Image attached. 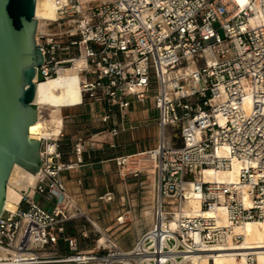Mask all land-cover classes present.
Wrapping results in <instances>:
<instances>
[{"label":"built area","instance_id":"1","mask_svg":"<svg viewBox=\"0 0 264 264\" xmlns=\"http://www.w3.org/2000/svg\"><path fill=\"white\" fill-rule=\"evenodd\" d=\"M58 11L38 22L41 79L81 58L76 106L88 104L98 125L111 123V135L121 131L116 114L136 103L156 112L157 143L113 158L121 176L153 174L155 227L129 248L109 234L108 243L81 248L88 232L68 230L81 210L64 172L83 164L92 140L77 137L74 160H64L61 130L40 139L36 184L0 216V264H192V255L212 263L242 239L235 225L264 218V0H68ZM233 159L237 182L202 178ZM187 187L203 209H224L227 224L185 212ZM253 260L248 254L243 264Z\"/></svg>","mask_w":264,"mask_h":264},{"label":"rangeland","instance_id":"2","mask_svg":"<svg viewBox=\"0 0 264 264\" xmlns=\"http://www.w3.org/2000/svg\"><path fill=\"white\" fill-rule=\"evenodd\" d=\"M70 66L71 65L67 67ZM143 110L146 111L147 114L145 119L137 121V124L140 125L128 130V132L132 131L131 133L134 135V138L127 139L126 137L124 140H127L128 142H123V140H121L120 144H118V142L112 143L113 146H110L112 151L121 153H130L136 150L144 151L153 147L157 143L160 129H158L156 124V112L150 104L143 105ZM43 113L47 115V109H43ZM56 115L62 119L61 147L64 151V156L67 157V159H65L63 156L64 160H74L72 147L76 138L79 136L88 137L92 140L90 141L86 151L93 147H97V143L100 144L102 148H105L108 145V138L110 137L109 129L112 125L111 123L98 125L97 123L92 122L91 110L88 104L79 106L74 105L69 108L61 107L60 111L56 113ZM79 115H84L85 120L82 123L77 124L75 119ZM125 117H127V114H125L124 117L116 114L115 119L118 121V119H123ZM170 130L173 131L172 127L169 128V131ZM93 134L95 136H93ZM67 137H69V139ZM129 149L131 150L128 151ZM70 156L72 157L70 158ZM110 163H112L111 167L112 170H114L115 175L113 176L114 178H112V181L111 178L107 177V175L103 173L95 176H89L86 174V182L83 181L82 183L83 188L79 186L77 180L75 179L73 171L76 168L64 172L67 189L69 188V193L73 201L81 210L80 216H78V218H74L67 227L70 232H78L81 229L88 232V237L81 238V248L83 249L93 248L97 244V240L101 237V234L92 224L94 223L93 220L96 221L99 229L112 236L115 242L123 248H129L132 246L138 239V234L142 230L144 231L147 228L151 229L152 227L148 221L146 222V216L149 214L150 209L148 206H145L144 199L147 197L148 192L149 194L151 191L154 192L153 194L155 198H153L154 201L151 203L153 204V206H151V209L153 210L156 200V189H150L149 183L151 181L155 182L154 176L149 173H143L140 176H121L117 172L115 162L112 161ZM85 173H87V171ZM109 182L116 184V188L114 192L111 191L114 195L113 200L106 202L100 199V197L108 191L104 188ZM118 184L121 189L118 188ZM91 185H99L100 189L92 190L90 189ZM84 186H87V188ZM127 190H129V195ZM142 198L143 203L141 202ZM34 200L39 202L41 200L40 194H36L34 196ZM68 206L69 209H72L70 208V203ZM119 214H122L123 219L125 218V222L123 224H118L116 221ZM88 218L92 223L88 220ZM138 228L140 231H138Z\"/></svg>","mask_w":264,"mask_h":264},{"label":"water","instance_id":"3","mask_svg":"<svg viewBox=\"0 0 264 264\" xmlns=\"http://www.w3.org/2000/svg\"><path fill=\"white\" fill-rule=\"evenodd\" d=\"M35 7L36 0H0V216L21 197L7 184L14 164L32 173L42 164L36 103L47 102Z\"/></svg>","mask_w":264,"mask_h":264},{"label":"bare ground","instance_id":"4","mask_svg":"<svg viewBox=\"0 0 264 264\" xmlns=\"http://www.w3.org/2000/svg\"><path fill=\"white\" fill-rule=\"evenodd\" d=\"M80 1L81 4H85L86 0ZM66 3H68V0H36L35 16L38 19L39 25L41 24V19H56L59 16V7ZM70 65V67L64 66L59 69L57 76L42 79L47 104L36 103L38 109V117L36 119L39 129V134H37L38 139H41L42 137H56L62 128V119L57 116L56 113L60 111L61 107L79 104L82 99L80 85L81 75L79 73V66L82 65V59L76 58ZM249 102L247 101V103ZM43 109H47V115L43 113ZM160 132L161 131L159 130V134ZM49 147L51 148V145H49ZM240 172L241 164L233 159L231 167L221 169L205 168L202 171V178L206 181L237 182ZM37 178L38 171L32 173L31 171L23 168L21 165L14 164L7 184L19 192L22 197L23 192L27 191L31 186L36 184ZM155 182L151 181L149 183L150 189H156ZM186 190L189 194V198L184 206L185 212L202 215L204 217H215L221 223L227 224L224 209L221 207H215V209H203L201 207L200 195L191 191L188 187ZM31 193L32 192H30V194ZM153 193V191H151L150 194L148 192L147 197L144 199L145 206H148L150 209V211L148 210L149 214H146L147 216H145L146 219L151 222V229L155 227L154 214L151 209V206H153L151 203L154 201L153 198H155ZM21 197L9 208H4L15 211ZM245 202H249L246 194ZM70 204L72 205V203ZM122 217L123 216L120 218L123 219ZM92 224L98 228L96 221ZM173 224L174 223L172 222V225ZM234 232L243 236L237 245L227 248L228 250L218 254L214 253L212 263L207 260L205 255L201 257L192 255V264H243L245 263L248 254H252L254 256V260L248 264H264V218L259 220H248L235 225ZM101 237V239L99 238L100 240L98 239L99 243L97 240V245L108 243V237L105 232L102 233ZM4 252L5 250L0 249V254H3Z\"/></svg>","mask_w":264,"mask_h":264},{"label":"crops","instance_id":"5","mask_svg":"<svg viewBox=\"0 0 264 264\" xmlns=\"http://www.w3.org/2000/svg\"><path fill=\"white\" fill-rule=\"evenodd\" d=\"M117 114L120 115V113H117ZM125 114H127V117H125L123 119H118L119 127H120L121 131L116 135H111L109 133L110 137L108 138V145L105 148H102L100 146V144L97 143V145H98L97 147H93L90 150L85 151L83 153V164L81 165L80 168H76L73 171L75 179L76 180L81 179V181H82L81 184L78 183L80 187L83 188L82 183H83V181L86 182V177H87L86 174H88L89 176H92V175L95 176V175L103 173V174L107 175V177L111 178V181H112V178H114L113 177V176H115L114 170H112V167H111L112 163H110V162L114 161L113 158L116 156L115 154L121 153V152L112 151V148H110V146H113L112 143H116V142H118V144H120L121 140H123V142H126L127 140H124V138H126V137H127V139L134 138V135L131 133L132 131L128 132V130L133 129L135 126H139L140 124L138 125L137 121H141V120L145 119V117L147 116L146 111L143 110V105L137 104V103L135 104V106L133 108L129 107L126 110ZM125 114H124V116H125ZM75 120H76L77 124L82 123L85 120V116L79 115L78 117H76ZM78 133H80V132H78ZM67 138L69 139V137H67ZM130 150L131 149H129L128 151H130ZM123 152H125V151H123ZM117 155H119V154H117ZM71 157L72 156H70V158ZM64 158L67 159L66 156H64ZM113 169H114V165H113ZM86 171H87V173H85ZM66 185H67V183H66ZM76 185H77V183H76ZM115 186H116V184H114L113 182H109L105 185L104 189L114 192L115 188H116ZM84 187L87 188V186H84ZM118 188L121 189L119 184H118ZM90 189H92V190L93 189L94 190L100 189V186L99 185H94V186L91 185ZM68 191H70L69 188H68ZM127 193L129 195V190H127ZM141 202L143 203V198H142ZM146 221H148V220H146ZM148 223L151 225L150 221H148ZM139 231H140V229H139ZM142 232H143V230L138 235L140 236V234ZM102 237H100V239ZM99 240H98V243H99ZM117 245H119V244H117Z\"/></svg>","mask_w":264,"mask_h":264}]
</instances>
